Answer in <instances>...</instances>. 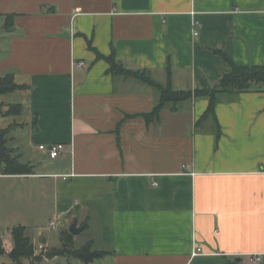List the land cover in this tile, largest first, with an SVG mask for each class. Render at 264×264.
<instances>
[{"label": "crops", "instance_id": "obj_1", "mask_svg": "<svg viewBox=\"0 0 264 264\" xmlns=\"http://www.w3.org/2000/svg\"><path fill=\"white\" fill-rule=\"evenodd\" d=\"M0 14V76L13 73L10 93L25 90L28 106L15 148L32 167L0 174L25 206L9 233L24 226L47 251L49 220L76 219V247L110 252L67 264H264V89L219 103L216 117L202 119L209 100L197 97L147 120L158 91L108 61L212 89L226 57L264 65V0H0ZM59 142L56 158L40 149Z\"/></svg>", "mask_w": 264, "mask_h": 264}, {"label": "trees", "instance_id": "obj_2", "mask_svg": "<svg viewBox=\"0 0 264 264\" xmlns=\"http://www.w3.org/2000/svg\"><path fill=\"white\" fill-rule=\"evenodd\" d=\"M2 17V14H0ZM4 28L9 29L13 26L14 14L5 15ZM1 29V28H0ZM231 64L230 71L226 72L219 81L209 90H176L172 84H162L152 79L145 71H134L126 69L122 64L117 63L114 54L108 57L110 70L115 73L133 76L148 83L159 93V101L153 110L145 114L147 120L159 118L161 111L168 104L172 103V109L178 110L179 104L185 100L197 97H205L209 100V106L203 118L208 116L216 117V107L227 98L231 101L238 99L239 95L249 91H262L264 89V65H238L226 57ZM170 75L171 69L168 67ZM14 79L13 73L0 76V94L7 93L20 88ZM20 111L19 105H12V110L7 113H17ZM8 128L0 127V174H25L30 173L32 167L23 163L18 155L12 154L11 148L7 146ZM12 242L0 238V255H7L14 262L24 264L23 259L32 260L28 264L40 263L44 256L53 258L56 256H67L69 258H79L85 263H89L96 258L109 254V251L98 250L93 247V242L76 247L74 235L65 230L62 234V247L51 248L47 254H35V246L31 237L26 233L24 226H15L11 229Z\"/></svg>", "mask_w": 264, "mask_h": 264}, {"label": "rangeland", "instance_id": "obj_3", "mask_svg": "<svg viewBox=\"0 0 264 264\" xmlns=\"http://www.w3.org/2000/svg\"><path fill=\"white\" fill-rule=\"evenodd\" d=\"M17 92H9L6 95H0V123H2L0 124V127L8 128L7 146L13 149L12 154L14 156L18 155L20 159L19 154L22 152L21 147H19L20 151L15 147L16 145H22L25 142V116L27 114L28 106L25 104V90H21L20 93ZM229 101H231L230 98L225 100V102ZM12 105H19L20 111L17 113H7V111L12 110ZM18 190L20 189H12L10 192H8L4 190L2 186H0V238L4 240H12L11 233H9V226L15 225L19 220L23 219L21 218L22 215L25 217V206L21 205L20 203L21 198L18 195ZM5 205L8 207L6 211L5 209H2L5 207ZM7 213L8 215H5ZM68 228V225H60L56 229H51L45 232V235L50 239L51 248L62 247V234ZM84 236V233L80 234V237ZM36 237L38 238V235H36ZM47 252L48 250L45 251V248H41V251H35V254L40 256V254H47ZM59 260L60 261L50 259L49 261H44L40 264H67L66 257H59ZM31 261L32 260L25 258L23 259L24 264H28ZM35 263L39 264L37 261H35ZM0 264L18 263L14 262L13 259L7 255H0Z\"/></svg>", "mask_w": 264, "mask_h": 264}, {"label": "built area", "instance_id": "obj_4", "mask_svg": "<svg viewBox=\"0 0 264 264\" xmlns=\"http://www.w3.org/2000/svg\"><path fill=\"white\" fill-rule=\"evenodd\" d=\"M198 34V31H195V35ZM79 66H87V63L85 61H79L78 62ZM40 149L44 150L45 152H47V154L52 157V158H56L58 156H60L62 154V152L65 150V144L64 143H54V144H50V145H40ZM60 220L58 218V216H55L54 218H51L48 222V229H56L60 226ZM41 248H44V245H41ZM202 251V248L199 246H195L194 247V251H193V255L199 253ZM257 260L260 261L261 260V256H257Z\"/></svg>", "mask_w": 264, "mask_h": 264}, {"label": "water", "instance_id": "obj_5", "mask_svg": "<svg viewBox=\"0 0 264 264\" xmlns=\"http://www.w3.org/2000/svg\"><path fill=\"white\" fill-rule=\"evenodd\" d=\"M85 228V226H78L77 220L75 219L71 226L69 227V231L71 234L75 235L82 231Z\"/></svg>", "mask_w": 264, "mask_h": 264}]
</instances>
